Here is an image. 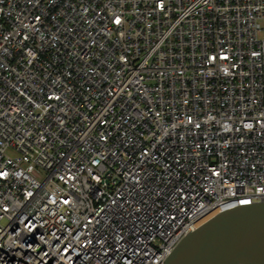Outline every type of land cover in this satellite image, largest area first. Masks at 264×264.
<instances>
[{
	"label": "built area",
	"instance_id": "1",
	"mask_svg": "<svg viewBox=\"0 0 264 264\" xmlns=\"http://www.w3.org/2000/svg\"><path fill=\"white\" fill-rule=\"evenodd\" d=\"M263 202L264 0H0V264H164Z\"/></svg>",
	"mask_w": 264,
	"mask_h": 264
},
{
	"label": "water",
	"instance_id": "2",
	"mask_svg": "<svg viewBox=\"0 0 264 264\" xmlns=\"http://www.w3.org/2000/svg\"><path fill=\"white\" fill-rule=\"evenodd\" d=\"M164 264H264V202L222 213L188 233Z\"/></svg>",
	"mask_w": 264,
	"mask_h": 264
},
{
	"label": "rangeland",
	"instance_id": "3",
	"mask_svg": "<svg viewBox=\"0 0 264 264\" xmlns=\"http://www.w3.org/2000/svg\"><path fill=\"white\" fill-rule=\"evenodd\" d=\"M2 225H5V222H2Z\"/></svg>",
	"mask_w": 264,
	"mask_h": 264
}]
</instances>
